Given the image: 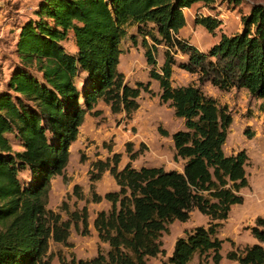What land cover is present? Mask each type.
Listing matches in <instances>:
<instances>
[{
	"label": "trees",
	"instance_id": "16d2710c",
	"mask_svg": "<svg viewBox=\"0 0 264 264\" xmlns=\"http://www.w3.org/2000/svg\"><path fill=\"white\" fill-rule=\"evenodd\" d=\"M214 0H39L36 19L19 27L15 41L18 67L0 93V264H50L49 242L71 246L70 226L88 234L85 205L69 209L62 200L58 211L46 207L50 179L64 177L69 146L76 140L84 114L98 100L111 113L125 118L138 107L141 90L151 93L148 82L129 85L117 70L120 44L127 38L136 45L140 37L148 77L158 84V99L182 119L183 130L172 133L173 160L181 170L160 166L118 167L119 153L95 160L89 171V201L108 202L95 212L92 228L99 246L88 259H66L58 264H147L164 254L160 236L175 220L185 221L196 209L207 217L178 237L164 264H204L220 260L221 240L216 237L230 206L242 203L240 189L247 186L243 150L226 155L225 142L231 117L225 104L202 92L198 85H171L175 55L179 69L195 74L221 91L245 90L264 103V4L253 5L241 17L242 30L220 34L216 43L200 51L178 36L184 26L183 9ZM239 4L242 0H225ZM195 24L212 32L219 21L199 16ZM71 33L74 50L62 45ZM157 46H163L157 69ZM161 135L166 132L157 128ZM10 137V138H9ZM20 149H13L12 142ZM128 146L129 143H126ZM136 152V151H135ZM129 152V160L136 153ZM93 169V171H92ZM107 171L116 190L100 195L92 183ZM72 194L82 199L78 185ZM257 243L230 250L226 258L237 264H264V215L249 228Z\"/></svg>",
	"mask_w": 264,
	"mask_h": 264
},
{
	"label": "rangeland",
	"instance_id": "374dc122",
	"mask_svg": "<svg viewBox=\"0 0 264 264\" xmlns=\"http://www.w3.org/2000/svg\"><path fill=\"white\" fill-rule=\"evenodd\" d=\"M39 0H0V93L7 90L10 73L18 67V57L15 51V41L19 27L28 19H36L35 11ZM255 4H264V0H242L239 4L228 3L225 0H214L208 5L195 3L183 9L184 26L178 36L186 39L200 51H206L216 43L220 34L231 35L242 30L241 17L249 13ZM199 16H210L218 19L219 25L208 32L204 27L195 24ZM129 34H136V45L132 46L129 39L122 40L121 54L117 70L124 76V81L133 85L135 82H148L151 93L141 90L136 99L138 107L130 117L121 113H111L109 107L98 100L92 110L98 114L86 112L78 128L76 140L70 145L68 162L64 169V177L55 175L50 179L46 207L59 212L62 219L66 215L58 211V205L64 200L69 209L85 205L88 211V234L81 235L70 226L68 241L71 246L65 247L49 242L50 264H58V254L66 259L73 255L75 259H88L95 255L99 246L105 252L106 244L100 243L91 225L92 215L108 207V202L102 199L98 203L89 201V171L95 160H104L112 153H119L118 167L129 162L132 167L160 166L164 170H181L183 161L173 160L171 135L183 130L182 119L173 115L172 108L158 99L159 88L155 80L148 77L150 66L145 63L143 49L139 44L140 37L135 27L127 29ZM62 45L68 51L74 50L71 33ZM163 46H157L156 66L162 62ZM183 60L175 55L172 67L171 85H198L202 92L225 104L231 117L225 142L222 146L226 155L243 150L248 157L245 166L247 186L240 189L242 203L230 206L227 218L221 221L216 237L220 239V260L218 264H237L228 260L226 253L230 250H240L245 245L257 243L249 228L257 216L264 215V103L251 98L245 90L231 89L221 91L208 82L198 83L195 74H189L178 68L177 62ZM166 132L161 135L157 128ZM10 138V137H9ZM12 142L13 149H20ZM126 143H129L127 146ZM135 152L134 159L129 160L126 150ZM93 171V169H92ZM73 185H78L82 199L72 194ZM94 191L103 195L107 191L116 190V185L107 171L92 183ZM207 217L193 209L188 218L183 221H173L167 225V230L160 236L161 248L164 254L150 257L147 264H164L170 255L174 241L183 237L196 226H205ZM264 248V243L261 244ZM193 258L190 264H196ZM204 264H213L208 257Z\"/></svg>",
	"mask_w": 264,
	"mask_h": 264
},
{
	"label": "crops",
	"instance_id": "0c3cea01",
	"mask_svg": "<svg viewBox=\"0 0 264 264\" xmlns=\"http://www.w3.org/2000/svg\"><path fill=\"white\" fill-rule=\"evenodd\" d=\"M101 101V100H100ZM69 150H70V146H69ZM69 153H70V151H69ZM97 193V192H96ZM108 208V207H107ZM106 208V209H107ZM106 209H100V210H106ZM99 211V210H98ZM97 212V211H96ZM95 214V213H94ZM94 214L92 215V217L91 218H89V219H91V225H92V219H93V217H94ZM89 217V216H88ZM87 224H88V220H87ZM102 244H104V243H102Z\"/></svg>",
	"mask_w": 264,
	"mask_h": 264
}]
</instances>
